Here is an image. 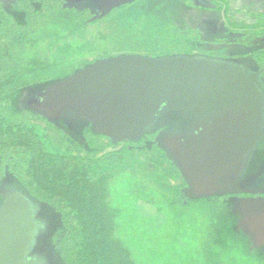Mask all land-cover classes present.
I'll return each instance as SVG.
<instances>
[{
    "label": "rangeland",
    "instance_id": "1",
    "mask_svg": "<svg viewBox=\"0 0 264 264\" xmlns=\"http://www.w3.org/2000/svg\"><path fill=\"white\" fill-rule=\"evenodd\" d=\"M29 1L34 6L30 11L35 9V14L7 0L6 5L15 4V8L9 9L15 12L13 15L21 28L0 29L8 38L20 35L23 28L29 33L30 41L23 45L0 42V77L7 76L11 70L23 73L10 87L16 89L13 93L15 110L35 105V101L43 103L57 85L101 61L121 58L182 57L195 59V63L205 56H210L206 59L209 61L232 60L248 78L258 77L256 87L262 90L260 82L264 83V72L259 71L256 62L264 48V36L240 39L241 35L238 37L226 30L221 20L223 13L219 10L213 14V10L197 7L192 0H136L133 7L114 8L109 12L111 10H106L101 0H58L59 5H55L57 0H49L53 7L41 12L38 1ZM261 4L256 9L240 8L238 4L239 7H232V12L237 13L232 17L254 23L252 13L264 12V3ZM198 27L201 34L197 33ZM182 28H193V37L178 34ZM205 52L209 54L203 55ZM240 52L250 59H247L249 64ZM207 108L206 104L193 106L187 101H167L136 138L120 140L143 139L138 141L140 146L132 145L131 151L122 152L125 146H111L106 142L102 153H108L110 164L99 165L101 154L95 158L94 172L105 178L108 187L115 236L129 250L135 264H264V241L259 239L247 215L248 203L264 198V135L255 151L249 154V163L235 175L230 174L226 181L216 180L212 184L214 189L210 190L193 182L175 152L173 138L178 137L183 145L189 136L183 137L179 132L195 127L194 134H198L207 119ZM67 110L61 120L69 123L74 133L80 125L70 120L75 110ZM46 116L53 120L51 115ZM32 118L30 124L45 141L47 150L65 154L66 148L54 129L46 128L43 120ZM74 137L78 139L79 135ZM79 140L84 142L83 137ZM20 189V183L8 173L0 181V209L10 204V210L0 214L3 226L16 217H21L23 224H29L30 205L37 211L29 195ZM15 193L26 197L29 203L14 196ZM52 216L44 217L42 222L34 217L35 225L30 222V229L35 228V231L26 228L31 231L27 240L22 233L18 234L25 245L34 237L33 243L26 247V264L35 262L36 248L41 249L50 264H63L54 247L60 234L59 221ZM42 231L50 235L48 233L39 244L37 237L45 234ZM18 235L20 255L24 244ZM7 257L6 260L12 262Z\"/></svg>",
    "mask_w": 264,
    "mask_h": 264
},
{
    "label": "water",
    "instance_id": "2",
    "mask_svg": "<svg viewBox=\"0 0 264 264\" xmlns=\"http://www.w3.org/2000/svg\"><path fill=\"white\" fill-rule=\"evenodd\" d=\"M101 1L106 10H111L131 0ZM238 66L232 61L213 59H202L198 65L195 60L182 57L101 61L57 85L37 107L53 120L60 119L71 108L91 119L102 133L124 140L136 138L167 101L206 104V118L218 111L210 133L205 130L209 120L206 119L202 136L190 147L185 148L178 137L173 140L187 174L194 183L210 190L216 180L226 181L230 174L235 175L246 166L249 154L264 135V95L257 90L258 77L248 78ZM14 196L22 197L18 193ZM30 207L29 224L35 225V212ZM8 209L10 204L1 208L0 214ZM247 215L259 239L264 241V198L250 201ZM29 224H23L21 217L4 226L0 224V264H26V247L34 238L25 245L32 230ZM17 235L24 244L20 255ZM7 256L12 262L6 260Z\"/></svg>",
    "mask_w": 264,
    "mask_h": 264
},
{
    "label": "trees",
    "instance_id": "3",
    "mask_svg": "<svg viewBox=\"0 0 264 264\" xmlns=\"http://www.w3.org/2000/svg\"><path fill=\"white\" fill-rule=\"evenodd\" d=\"M33 1L40 3L41 12L53 7L49 0ZM135 1L114 8L131 6ZM6 2L7 0L5 2L0 0V29L9 28L15 31L17 27L21 28L13 15L15 12L9 9L12 6L15 8V4L6 5ZM55 2V5L61 4L58 0ZM225 2L226 5L218 9L224 14V26L228 32H232L238 37L241 35L240 39L247 36H264V12L254 13V23L237 21L232 18V10L228 5L229 0H225ZM13 3L25 11H30V7L33 5L29 0H16V2L13 0ZM215 9L217 8L215 7ZM29 13L35 14L36 11L32 9ZM193 28L185 30L182 28V31L177 32L193 37ZM196 30L198 34H201L199 27ZM28 36L29 33L24 28L20 35L15 34L10 38L0 32V42L6 41L15 46L23 45L26 41H30ZM241 53L240 56L244 57L246 63L249 64L247 62L249 58H246L245 53ZM208 54L205 52L203 55ZM209 57L205 56V59ZM217 60H223V58ZM197 64L199 65V63ZM256 66L260 72H264V48L257 56ZM19 76L22 78L23 73L11 70L7 76L0 77V181L7 173L15 177L22 186L20 190L28 194L34 202V206L37 207L35 218L38 222H42V219L47 216L55 215V218H58L60 234L54 247L63 264H135L129 250L115 236L116 225L114 215L109 208L108 187L105 178L98 177L94 168L97 166L95 158L99 154L102 156L101 162H99L100 166L110 164L108 153H102L105 149L102 146L104 143L109 142L111 146L123 145L126 148L121 151L127 152L131 151L129 148H132V145L140 146L138 141L143 139L116 141L111 135L102 133L91 119L75 111L72 116L70 115V120L81 127L78 126V131L73 133L69 127L70 124L61 120L62 116L60 119L50 121L46 114L38 109L40 101H35L37 103L35 105L28 103L29 105H25L26 107L22 110H15L13 93L16 89L10 87ZM260 84L264 91V83L260 82ZM67 111L69 110H65L63 114L65 115ZM217 113L218 111L215 110L214 115L216 116ZM212 114L207 117L209 120L205 126L208 133L213 129L214 115ZM32 117L35 120H43L46 123V128L54 129L66 148L65 154L47 150L45 141L37 129L30 124ZM184 120L186 121V119ZM194 130L189 127L187 130L179 132L183 137L189 136L183 143L185 148L198 141L197 138H193L194 135L202 136L201 130L198 131V134H194L197 132ZM75 135H79V138H75ZM81 137H83L85 145L79 140ZM98 140H101V143L98 144ZM251 164L253 165L254 161ZM42 232L45 234L37 237L39 244L46 239L49 233ZM36 251L35 261L50 264L41 249L36 248Z\"/></svg>",
    "mask_w": 264,
    "mask_h": 264
},
{
    "label": "flooded vegetation",
    "instance_id": "4",
    "mask_svg": "<svg viewBox=\"0 0 264 264\" xmlns=\"http://www.w3.org/2000/svg\"><path fill=\"white\" fill-rule=\"evenodd\" d=\"M141 1H149V0H141ZM194 4H196L197 7H205V8H210V10L212 11L213 10V14L216 13L217 11L216 10H219L218 8L219 7H224L226 5V2L225 0H192ZM248 1V0H247ZM246 0H229L228 2V5L231 7V10H232V7H239L238 4L240 5V8H254L256 9L257 5L261 6L262 4L261 3H264L262 1L264 0H251L249 1L250 3L248 4ZM150 2V1H149ZM199 3H203L204 5H201ZM245 3V4H244ZM133 5H135V2H133ZM133 5H131L133 7ZM130 6V5H129ZM215 7L217 9H215ZM214 8V9H213ZM114 9V8H113ZM209 10V11H210ZM216 11V12H215ZM247 12V11H246ZM232 15H236L234 12H231ZM255 12L252 13V15L254 14ZM239 14V12H238ZM242 14V13H241ZM243 14H246V13H243ZM224 15L222 14V18L221 20H223V22L225 23L224 21ZM248 16L250 17L249 13H248ZM234 20H241L238 16L236 17H232ZM221 20L220 19H217V22H220L221 23ZM216 21V20H215ZM263 197V196H262Z\"/></svg>",
    "mask_w": 264,
    "mask_h": 264
}]
</instances>
